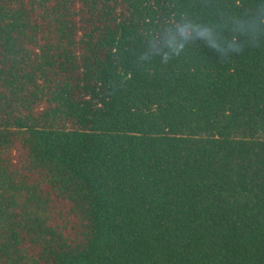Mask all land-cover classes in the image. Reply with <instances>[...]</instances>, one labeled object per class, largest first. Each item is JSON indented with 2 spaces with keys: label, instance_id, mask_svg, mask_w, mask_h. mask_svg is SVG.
Masks as SVG:
<instances>
[{
  "label": "trees",
  "instance_id": "trees-1",
  "mask_svg": "<svg viewBox=\"0 0 264 264\" xmlns=\"http://www.w3.org/2000/svg\"><path fill=\"white\" fill-rule=\"evenodd\" d=\"M0 264H264V0H0Z\"/></svg>",
  "mask_w": 264,
  "mask_h": 264
}]
</instances>
